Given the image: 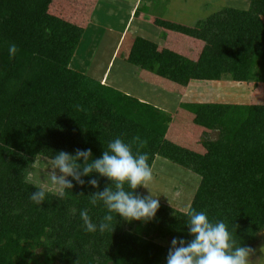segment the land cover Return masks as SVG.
<instances>
[{
    "label": "trees",
    "instance_id": "obj_1",
    "mask_svg": "<svg viewBox=\"0 0 264 264\" xmlns=\"http://www.w3.org/2000/svg\"><path fill=\"white\" fill-rule=\"evenodd\" d=\"M97 1L0 0V264H240L264 238V0L125 34L116 56L165 92L252 88L174 113L70 67ZM157 157L199 177L186 212L143 194ZM37 160L66 172L59 193L30 180Z\"/></svg>",
    "mask_w": 264,
    "mask_h": 264
},
{
    "label": "rangeland",
    "instance_id": "obj_2",
    "mask_svg": "<svg viewBox=\"0 0 264 264\" xmlns=\"http://www.w3.org/2000/svg\"><path fill=\"white\" fill-rule=\"evenodd\" d=\"M101 1L92 12V20L95 23L92 26H88L87 30L85 29L70 66L76 68L74 62L78 59L80 66L77 67L88 75L97 77L102 83L115 87L119 86L122 90L141 96L140 98L142 99L147 94L148 96L153 95L155 99L158 98L156 102L165 108H160L161 110L167 113H174L179 99H175L174 97L173 101L172 96L165 95L156 86L150 87L147 85L150 88H146L144 91L139 90L143 85H140L136 81V69L130 67L131 72L127 70L126 73L124 72L125 74L131 73L132 77L130 76V78L134 79V82H132L123 73L124 69L119 67L123 63L115 59L116 57L114 58V45L110 44L111 47L108 45L106 34L113 31L118 32L121 29V15L117 19V15L114 12L117 13L116 9L118 7L122 9L124 7L114 4L113 0ZM243 4V2L232 0H155L150 14L153 17L163 18L187 26H194L199 20L206 19L224 7H240ZM96 26L100 29L96 28ZM150 28L151 26L148 22L147 24H142V29L147 33L143 38L151 41L158 39L159 41L158 34ZM128 30L134 31L130 27ZM105 51L107 53H104ZM190 84L192 89L188 91L189 95L201 102L233 101V103L242 104L249 101L252 93L250 85L236 83L228 79H222L218 82L191 81ZM228 96L230 98L237 97L243 102L222 98ZM191 100L193 99L187 95L181 102H192ZM40 161L37 160L29 170L30 180L47 191L59 193L64 185L66 172L64 173L60 168L48 162ZM199 180V177L192 172L157 157L152 164L142 192L144 195L174 210L186 212L199 184ZM179 264L186 263L180 262ZM240 264H264L263 237L257 241L252 252H248L245 256L241 257Z\"/></svg>",
    "mask_w": 264,
    "mask_h": 264
},
{
    "label": "crops",
    "instance_id": "obj_3",
    "mask_svg": "<svg viewBox=\"0 0 264 264\" xmlns=\"http://www.w3.org/2000/svg\"><path fill=\"white\" fill-rule=\"evenodd\" d=\"M104 1H107V0H104ZM100 2H102L101 0H98L97 1V3H96V5H95V7H94V9H96V7L100 4ZM113 2H114V4H116V5H119V6H122V7H124L123 9L122 8H120V7H118L117 9H116V11H117V13L116 12H114L116 15H117V19H119L120 18V16L119 15H121V18H122V23H121V25H122V27H121V29L118 31V32H108L107 34H106V36H107V43H108V45L111 47V45H114V58L115 59H117V60H119L121 63H123V64H120L119 65V67H122L124 70H123V73L125 72L126 73V70L128 71V72H131V70H130V67H132L133 69H136V81L138 82V83H140V85H143V86H141L140 88H139V90H142V91H144L146 88H150V87H155V86H151V84H149V83H146V82H144L143 80H141L140 78H139V70L136 68V67H134V66H132V65H130V64H128V63H126V62H124V61H122L120 58H118L117 56H116V52H117V50H118V48L120 47V45H121V43H122V40H123V37L125 36V34H127V33H129L130 35H132V37H144V35H146L147 33H146V31H144L143 29H142V24L144 23V24H147V22L149 21V18H150V16H151V9H152V7H153V5H154V2H155V0H113ZM143 6H145L146 8H148V14H142L138 19H134V17H133V11L136 9V8H138V7H143ZM245 4H243V5H241L240 7H237V8H245ZM93 9V10H94ZM93 12V11H92ZM112 13V12H111ZM92 22H93V24H92ZM94 21L92 20V14H91V17H90V21H89V23H88V25H87V27L88 26H92V25H94ZM149 23V22H148ZM87 27H86V30H87ZM133 28L134 29V31L133 30H128V28ZM96 28H98L97 26H96ZM111 28V27H110ZM98 29H100V28H98ZM128 30V31H127ZM131 32H132V34H131ZM145 39V38H144ZM151 41V40H150ZM153 42H157V40L156 39H154V40H152ZM111 44V45H110ZM109 47V48H110ZM108 48V49H109ZM110 50H111V48H110ZM107 51V50H106ZM104 52V53H107V52ZM94 58V57H93ZM102 59V58H101ZM80 62L78 61V59L74 62V64H76V68H73L72 66H70V67H72L73 68V70H75V71H77V72H80V73H83V74H85V75H87V76H89V77H91V78H94V79H96L97 81H99V82H101L100 81V79H98L97 77H94V76H91V75H88L87 73H85L83 70H81L80 68H78L79 66H80V64H79ZM71 64V63H70ZM78 66V67H77ZM129 67V68H128ZM78 68V69H77ZM124 73V74H125ZM125 75H127V77L128 78H130V76H131V73H128V74H125ZM132 77V76H131ZM130 80L132 81V82H134V79L133 78H130ZM102 83V82H101ZM104 84V83H103ZM106 85V84H105ZM150 86V87H148V86ZM108 86H110V87H112V88H114V89H117V90H119V91H121L122 93H124V94H127V95H129V96H132V97H134V98H136V99H138L139 101H141V102H145V103H148V104H150V105H153L154 107H157V108H163L162 106H160V104H158L157 102H156V100L158 99V98H156L155 99V97L153 96V95H151V96H148V94L147 95H145L144 97V99H142V98H140L141 96H137V95H135V94H131L130 92H128V91H126V90H122L119 86L118 87H115V86H112V85H108ZM137 86H139V85H137ZM193 87V86H192ZM157 88V87H156ZM157 89H159V90H161V91H163L164 92V94L165 95H168V96H172V99H173V101H174V97H175V99H179V101H178V103L179 102H181V101H183V98H186L187 97V95L189 96V98H191V99H193V100H191L192 102H201V101H198V100H196V98L194 99V98H192V96H190L189 95V93H188V91H190V89H192L191 88V84H189L188 85V87L186 88V91H185V93L182 95V96H177V95H174V94H171V93H168V92H165L164 90H162V89H160V88H157ZM150 91V90H149ZM140 92V91H139ZM151 92V91H150ZM170 94V95H169ZM230 96V95H229ZM222 97V98H224V99H226V98H229V99H231V100H237V101H240L239 100V98H230V97ZM218 98H220V97H218ZM185 100V99H184ZM185 102V101H184ZM186 102H190V101H186ZM240 102H243V101H240ZM215 103H230V104H241V103H236V102H234L233 103V101H226V102H223V101H215ZM246 103H248V102H246ZM245 102H243L242 104H246ZM178 105V104H177ZM177 107V106H176ZM176 107H175V110H176ZM163 109H165V108H163ZM214 134H212L211 136H210V139L211 140H214Z\"/></svg>",
    "mask_w": 264,
    "mask_h": 264
}]
</instances>
